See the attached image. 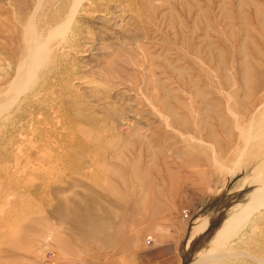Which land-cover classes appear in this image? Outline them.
Returning a JSON list of instances; mask_svg holds the SVG:
<instances>
[{"label":"rangeland","instance_id":"374dc122","mask_svg":"<svg viewBox=\"0 0 264 264\" xmlns=\"http://www.w3.org/2000/svg\"><path fill=\"white\" fill-rule=\"evenodd\" d=\"M168 241L264 264V0H0V264Z\"/></svg>","mask_w":264,"mask_h":264},{"label":"crops","instance_id":"0c3cea01","mask_svg":"<svg viewBox=\"0 0 264 264\" xmlns=\"http://www.w3.org/2000/svg\"><path fill=\"white\" fill-rule=\"evenodd\" d=\"M172 247L173 246L171 241L162 243V245L157 247L155 246L154 250L157 251H152L156 253V257L153 256V261L156 262V264H178L179 259H181V257L179 256V252L176 251L177 246L175 247V250H173Z\"/></svg>","mask_w":264,"mask_h":264},{"label":"bare ground","instance_id":"6f19581e","mask_svg":"<svg viewBox=\"0 0 264 264\" xmlns=\"http://www.w3.org/2000/svg\"><path fill=\"white\" fill-rule=\"evenodd\" d=\"M36 25V24H35ZM38 48V47H37ZM32 56H33V54H32ZM261 186V185H260ZM257 187H258V185H257ZM262 187V186H261ZM261 187H258L257 188V190L255 191V193H253L251 196H252V198H257L261 193H262V188ZM254 189H256V185H255V188ZM261 191V192H260ZM246 193V192H245ZM246 195V194H245ZM248 195H250V194H248ZM241 198V197H240ZM243 198V197H242ZM251 198V197H250ZM249 198V199H250ZM237 202H238V204H237V206H235V205H232L231 207H229L228 209H227V211L224 213L225 215H224V217L221 219V222H220V224L219 225H221L222 223H223V221L226 223V224H228L229 223V221H232V223H234V221L236 220V217H238V216H240L242 213H244V212H246V211H244L243 209H242V207L244 206V205H246V202H242V201H240V200H236ZM226 205V204H225ZM212 217V216H211ZM222 217V216H221ZM212 219V218H211ZM188 242V241H187Z\"/></svg>","mask_w":264,"mask_h":264}]
</instances>
